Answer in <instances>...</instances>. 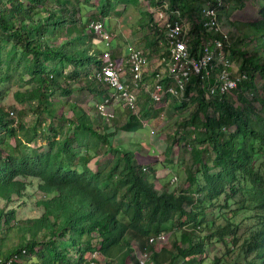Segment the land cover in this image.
<instances>
[{
	"label": "trees",
	"instance_id": "trees-1",
	"mask_svg": "<svg viewBox=\"0 0 264 264\" xmlns=\"http://www.w3.org/2000/svg\"><path fill=\"white\" fill-rule=\"evenodd\" d=\"M46 1L62 6L61 12L51 11L47 16L39 17L47 12ZM138 1L97 0L96 13L98 18H107L117 6H135ZM69 4L70 0H0V86L11 76V67L14 70L20 68L21 75L27 73L30 76L27 82L32 87L15 92V99L21 103L34 102L36 108L50 115L55 110L51 102V96L55 94L53 87L69 96L75 91L69 79L79 77L88 64L92 63L97 69L101 63L103 48L90 41L92 30L87 34L84 27L77 29L76 19L66 15ZM154 4L159 2L150 0V5ZM168 5L170 10H177L179 18L189 16L192 21L188 49L197 54L202 35L211 36L201 24L200 0H168ZM85 10L79 6L81 25L85 23ZM150 23L154 29L160 28L158 22L152 20ZM250 24L261 26L260 46L264 48V1L258 10V18ZM63 28L67 34H75L57 44L55 38ZM238 39L243 42L244 36ZM230 51L233 57L241 59L238 69L247 75L232 94H237L247 82L256 85V74L264 79L263 53L257 50L249 53L233 46ZM69 65L72 68L66 74L65 67ZM88 73L86 70L89 78H86L85 87L103 99L108 89ZM191 87L192 83L188 82L184 96L187 97ZM194 89L195 94L189 98L197 102L196 110L185 122L194 125L195 131L192 139L183 142L182 146L189 147L191 164L200 166L203 185L197 189L202 193L198 206L192 204L188 209L184 208L191 200L188 192L176 193L165 188L159 191L154 183L157 165L140 163L131 151L110 146L112 133L104 125L99 131L98 121L80 107L74 105L72 109V135L59 140L58 136L63 134L62 126H51L45 136L42 132L37 133V126L27 127L22 120L15 128L8 118L10 112L0 104V151H4V154L0 153V199L9 201L13 195L20 197L29 178L36 180V189L46 196L41 201V217L29 221L27 226L31 239L0 252V259L15 256L12 264H19V257L27 251L30 255L43 256L44 261L39 264H45L47 260L68 264H91L92 260L94 264H126L128 257L130 264H138L130 254L131 240H136L142 249L147 237L172 230L174 236L169 250L147 246L152 250V264H196L197 256L203 254L204 244L210 240L220 242L225 253L231 250L228 243L237 242L239 227L227 219L211 231L205 219L204 204L213 206L212 201L219 196L224 194L223 200H226L239 192L243 197L239 209L248 208L254 220L241 245L245 264H264V98L260 99V108L256 110L250 104L245 108L234 107L227 98L230 94L206 99L200 88ZM237 98L246 102L242 94ZM179 106H185V102ZM209 109L219 112V116H210ZM198 112L202 119L197 117ZM148 116V110L139 116L129 112L123 130H137L142 119ZM86 135L92 139L83 146ZM37 136L46 140L45 149L21 150ZM11 139H14L13 146L9 143ZM182 139L183 136L176 142ZM102 144L108 145L112 158L92 168L88 163ZM75 147L87 149L84 163L78 161ZM206 148L213 153L210 165L204 157ZM170 149L167 146L164 152ZM161 164L165 168L168 165ZM211 166L218 170L209 173ZM185 171L188 174V166ZM12 215V211L4 214L0 211V220L3 217L8 223ZM184 228L187 230H182ZM42 229L45 239H38ZM192 230L199 234L194 236ZM183 243L186 247H180ZM93 252L96 255L86 259L85 255ZM100 258H104V262L99 261ZM221 261L215 257L211 264Z\"/></svg>",
	"mask_w": 264,
	"mask_h": 264
},
{
	"label": "rangeland",
	"instance_id": "rangeland-1",
	"mask_svg": "<svg viewBox=\"0 0 264 264\" xmlns=\"http://www.w3.org/2000/svg\"><path fill=\"white\" fill-rule=\"evenodd\" d=\"M164 1L168 0H154ZM195 1V0H192ZM197 1V0H196ZM264 0H227V4L219 11V21L223 29L230 31V44L235 49H244L249 53L255 50L264 54V48H261V26L254 27L250 22L255 21L258 18V10L260 9L261 2ZM97 0H70V4L67 5L66 15H70L77 25V29L83 28L84 31L89 33V23L92 21H100L103 29L108 34L109 46L108 51L111 53V57L115 60L123 62L126 57L124 48L129 46L137 47L147 52V58L149 60L143 74V79L139 88L136 91L137 102L136 108L130 110L123 106L122 101H118L116 98H112L107 103L108 111H112V116L106 119L98 113L97 105L100 103V96L94 95L88 91L85 87V81L87 75L86 70H89V76L94 72V66L88 64L86 69L82 71L81 75L74 80L69 79L71 84L75 87V91L71 95L65 96L60 92V89L54 88L55 94L51 96V102L54 106L52 114H48L39 108H36L34 102H18L14 94L17 91H25L27 88H31L32 84L28 83L29 75L19 73L20 68L14 70L10 68L11 76L3 81L0 86V104L4 105L9 112H13V115L9 113V120L16 128L22 120L27 127L37 126L38 131L44 133V136L49 133L51 126H62L63 134L59 135V140H62L66 136L72 135L74 126L70 124L73 119L72 109L73 106L80 107L89 116L98 121L97 128L102 131V126L108 128V132L112 133L110 139V146L117 147L121 150L131 151L135 155L136 159L140 163H149L157 165L155 186L161 191L165 188L168 191L173 192H188L191 200L184 205L185 209H188L192 204L197 205V201L202 198V193L198 191L199 187L203 185V178L201 169L198 164H191L190 162V150L187 146H182L183 142H188L194 135V125L189 122H185L191 114L195 113L197 102L189 98L195 94V89L191 87L189 89L187 97L183 95L182 98H174L164 96L159 101H155L151 97L153 91V72L158 67L157 60L159 58V51L161 47L159 42L163 40L161 23L156 21L153 10L158 4L150 5V0H139L135 6H128L123 8L122 5L117 6L116 10L112 11L107 18H98L96 13ZM81 5L85 19V23L82 25L79 21V6ZM59 4L54 5L51 1H46L47 12L39 14V17H45L49 12L54 11L56 13L61 12ZM151 12V13H150ZM152 14V15H151ZM182 22L186 23V27L189 29L192 27V21L189 16H183ZM158 22L160 26L158 29H154L150 25L151 21ZM71 23V21H70ZM55 38V42L62 43L69 36H73L75 33H66V29ZM154 29V30H153ZM73 30V29H72ZM75 30V29H74ZM232 31V32H231ZM93 32V31H92ZM241 42L238 38L243 37ZM154 40L153 43H149L150 40ZM90 41L95 43L101 48H105L104 41L95 32L91 33ZM112 41V45L110 44ZM7 47H9L7 45ZM106 49V48H105ZM90 50V49H89ZM91 51V50H90ZM233 65L235 68H239L240 58L231 55ZM5 67V65H3ZM123 73V77L126 82L130 81L128 70ZM71 66L65 67L66 74L71 71ZM256 85H251L249 82L243 88H240L237 94H230L227 98L233 104L234 107H246L250 104L254 109L260 108V99L264 98V79L258 74L255 75ZM242 94L245 101H241L237 98ZM211 99V97H206ZM185 102V106L178 107L179 103ZM149 111V116L142 119L140 128L132 131L123 130L122 126L125 123L126 116L129 112L135 115H141L145 110ZM197 117L202 119V115L198 112ZM210 116H219V112H213L209 109ZM202 128H200V131ZM21 136V133H19ZM184 137L180 142H176L179 137ZM92 139V138H91ZM89 136H85L83 140V146H85L88 140H91ZM9 143L13 146L14 139L9 140ZM74 145V144H73ZM167 146L171 149L166 153L164 150ZM207 146V145H204ZM36 148H46V140L44 137H38L30 145L21 147V150L27 152H33ZM79 155V162L84 163L83 157L87 154L85 147H75ZM206 164H211L212 152L206 148ZM1 155L4 151H0ZM112 158V152L108 150V145L102 144L97 149L94 158L88 163L92 168L96 165H101L110 161ZM161 163H168L166 168ZM189 167L188 174L185 171ZM218 170V167H209L208 172L212 173ZM191 175V176H190ZM175 178V180H171ZM28 184L20 197L12 196L9 201L0 199V211L2 214L12 211V219L8 223H5L3 217L0 220V252L3 253L14 246H18L21 241L31 239V235L27 229L29 221L41 217L43 213V205L41 201L46 199L41 192L36 189V180L27 179ZM229 188V187H228ZM224 194L219 196L218 199L213 200V206H209L208 203L204 204L205 219L208 225L211 227V231L219 225L225 223V219L231 223L238 225L237 242L235 244H227V247H231V250L225 253L224 246L212 239L204 244L203 254L197 256L196 264H211L212 259L215 257L221 258L220 264H245V257L242 254V243L244 238L249 234L250 227H252L254 220L251 219L252 212L248 208L239 209L241 207L240 202L243 197L238 192L232 198L223 200ZM189 227V226H188ZM182 230H187L186 228ZM44 229L38 232V239H45ZM194 236L199 232L192 230ZM203 234V231H201ZM174 233L171 230L166 237V241L162 246L165 249H170V244L173 241ZM59 237H56L58 239ZM130 254L135 261L137 255L140 252L139 243L136 240H131ZM180 247H186V243L180 245ZM92 254H86V259H90ZM44 261L43 256H37L35 254L30 255L27 251L23 252V255L19 257V264H39ZM101 262H104V258H100ZM126 264H130L129 257L125 259ZM179 262V259L177 260ZM45 264H68L66 261L49 262L47 260ZM193 264V263H191Z\"/></svg>",
	"mask_w": 264,
	"mask_h": 264
},
{
	"label": "built area",
	"instance_id": "built-area-1",
	"mask_svg": "<svg viewBox=\"0 0 264 264\" xmlns=\"http://www.w3.org/2000/svg\"><path fill=\"white\" fill-rule=\"evenodd\" d=\"M226 4L227 0H200L201 24L207 32L211 33V36L202 35L197 54H192L188 49L191 28L188 29L187 24L178 17L177 10H170L168 2H159L153 14L156 21L161 23L159 31L162 30L163 40L159 42L161 50L157 60L158 67L153 72L152 99L159 101L164 96L182 98L188 82L192 83L193 88H200L203 96L222 97L232 94L238 84L246 79V73L235 68L231 59V33L220 25L219 11ZM89 30L98 34L106 45V49L104 48L100 54V66L92 73L94 78L108 89L107 96L97 105L98 113L106 119L112 116V111L107 109V103L112 98L122 101L125 108L134 110L137 102L136 91L149 62L147 52L141 48L129 46L126 48L128 50H126L125 59L119 63L107 50L108 34L103 29L102 23L90 22ZM122 65L128 70L129 82H126L122 75L125 73ZM164 78L168 80L164 81ZM192 78L195 79L192 81ZM10 114L13 115V112ZM167 234L160 232L146 238L144 248L140 249L137 255L138 264H152V250H149L147 246L151 245L159 250L164 245ZM95 255L96 252H93L92 256ZM14 257L0 259V264H12ZM91 264H94L93 260Z\"/></svg>",
	"mask_w": 264,
	"mask_h": 264
},
{
	"label": "crops",
	"instance_id": "crops-1",
	"mask_svg": "<svg viewBox=\"0 0 264 264\" xmlns=\"http://www.w3.org/2000/svg\"><path fill=\"white\" fill-rule=\"evenodd\" d=\"M110 44L112 45V41H110ZM126 50H128V49H126V48H124L123 49V51L126 53Z\"/></svg>",
	"mask_w": 264,
	"mask_h": 264
}]
</instances>
